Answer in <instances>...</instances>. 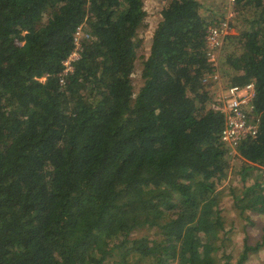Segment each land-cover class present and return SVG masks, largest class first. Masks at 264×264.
I'll use <instances>...</instances> for the list:
<instances>
[{
	"label": "trees",
	"instance_id": "1",
	"mask_svg": "<svg viewBox=\"0 0 264 264\" xmlns=\"http://www.w3.org/2000/svg\"><path fill=\"white\" fill-rule=\"evenodd\" d=\"M214 2L164 0L134 94L144 0H0V264H246L264 251L246 231L229 245L219 207L230 154L202 84L204 36L223 19ZM235 8L219 68L255 87L258 133L236 149L246 166L232 189L252 227L264 211L262 185H245L264 171V0Z\"/></svg>",
	"mask_w": 264,
	"mask_h": 264
},
{
	"label": "built area",
	"instance_id": "2",
	"mask_svg": "<svg viewBox=\"0 0 264 264\" xmlns=\"http://www.w3.org/2000/svg\"><path fill=\"white\" fill-rule=\"evenodd\" d=\"M238 14L239 11L235 8V0H227L222 21L217 24L214 23L206 31L204 49L210 72L202 80V84L211 87L212 90L209 96V108L220 113L224 118L220 141L229 149L230 155L236 156H238L236 149L242 141L257 136L259 125V119L254 112V84L249 82L244 85L228 84L226 86V79L219 68L220 53L225 45V39L232 33L230 24L237 18ZM80 34L81 30L77 28L74 37L76 49L63 63L62 76L72 70L70 62L78 58ZM44 81L45 78H41L40 82ZM62 81L63 79L60 80V82Z\"/></svg>",
	"mask_w": 264,
	"mask_h": 264
},
{
	"label": "rangeland",
	"instance_id": "3",
	"mask_svg": "<svg viewBox=\"0 0 264 264\" xmlns=\"http://www.w3.org/2000/svg\"><path fill=\"white\" fill-rule=\"evenodd\" d=\"M164 2V0H161ZM206 3H210V0H204ZM145 2V8L147 9L149 16L146 19V25L147 27L144 29H140V31L137 33V39L141 40V46L139 47L137 51L138 60L135 63V68L133 71V74L131 76V84L133 87V92L136 94L139 91V88L142 84L141 79V69H142V60L147 57L148 55V48H149V34L148 28L154 24L155 19L157 18V14L159 12V9L161 10L162 4H159L157 0H154L152 2L151 0H144ZM227 0H215V10L220 9L219 12H222L221 19L224 16V8L226 7ZM159 5V7H158ZM213 5V4H211ZM237 18L232 22L233 26L236 24ZM232 33H236L235 27H232ZM229 48L226 47V43L221 50L220 53V63L224 60V57L228 54ZM41 81V79H39ZM231 84L229 79L226 78L225 85ZM230 163H229V170L227 173V179L226 182L220 186L217 190V195L220 197V204L219 207L222 210V213L227 216V222L225 226V230L231 229L234 225L235 228L233 231H230L229 237V245L236 244L237 248L240 249L242 246V241L246 237L245 231L247 232V237L250 241H261L264 236V231L262 229V226L264 225V211L260 215H253L250 214L251 218H258L256 220L257 223H263L260 225H254L251 227V225L247 226L245 220H243L240 216L236 217L237 208L232 200V189L236 192L240 190L239 188L240 183L242 181L240 170L242 167H245L246 164L243 162L242 159H240L236 155H230L229 157ZM253 182H259L263 189H264V171H260L259 177L256 179L253 172L246 174L245 177V185L249 186L252 185ZM248 214V213H247ZM144 235H149L148 233H144ZM224 235L221 234V238H223ZM246 264H264V251H260L259 253L252 254L249 257V260Z\"/></svg>",
	"mask_w": 264,
	"mask_h": 264
},
{
	"label": "crops",
	"instance_id": "4",
	"mask_svg": "<svg viewBox=\"0 0 264 264\" xmlns=\"http://www.w3.org/2000/svg\"><path fill=\"white\" fill-rule=\"evenodd\" d=\"M151 1L154 2V0H151ZM157 1L159 2V4L163 3L161 0H157ZM158 7H159V5H158ZM144 8H145V2H144ZM145 10L147 11L146 8H145ZM159 11H160V9H159ZM210 11H212V12H213L214 14H216V15H217V14L222 15V12H219L220 9L215 10V4L211 5V7H210ZM147 12H148V11H147ZM214 14H213V15H214ZM211 15H212V14H211ZM148 16H149V13H148ZM148 16H147V18H148ZM158 20H159V12H158V14H157V18H156L155 21H154V24L148 28V31L150 32V34H149L150 36H151V33H152L153 29L156 27ZM150 36H149V39H150ZM149 39H148V40H149Z\"/></svg>",
	"mask_w": 264,
	"mask_h": 264
}]
</instances>
